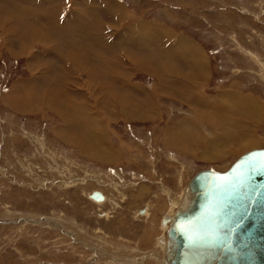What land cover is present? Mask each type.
Wrapping results in <instances>:
<instances>
[{
  "label": "rangeland",
  "instance_id": "obj_1",
  "mask_svg": "<svg viewBox=\"0 0 264 264\" xmlns=\"http://www.w3.org/2000/svg\"><path fill=\"white\" fill-rule=\"evenodd\" d=\"M252 147L264 0H0V264H136L115 250L140 242L156 264L162 230L140 210L160 220L190 178Z\"/></svg>",
  "mask_w": 264,
  "mask_h": 264
},
{
  "label": "water",
  "instance_id": "obj_2",
  "mask_svg": "<svg viewBox=\"0 0 264 264\" xmlns=\"http://www.w3.org/2000/svg\"><path fill=\"white\" fill-rule=\"evenodd\" d=\"M191 185L192 206L170 228L174 264H264V148L225 172H198Z\"/></svg>",
  "mask_w": 264,
  "mask_h": 264
},
{
  "label": "bare ground",
  "instance_id": "obj_3",
  "mask_svg": "<svg viewBox=\"0 0 264 264\" xmlns=\"http://www.w3.org/2000/svg\"><path fill=\"white\" fill-rule=\"evenodd\" d=\"M121 10V9H120ZM113 11V10H112ZM63 14V13H62ZM83 19V18H82ZM54 20V19H53ZM74 22V21H73ZM72 27V26H71ZM77 27V26H76ZM152 27H154V26H152ZM138 28V27H137ZM149 28V26L147 27V26H140L139 27V29L138 30H136V31H143L144 29H148ZM99 30H100V28H99ZM102 30V29H101ZM130 30V29H129ZM133 30H135V29H133L132 28V34H134V36H136L135 35V33L136 32H134ZM145 30V31H146ZM149 30V29H148ZM151 31V30H150ZM101 33V32H100ZM102 33H104V32H102ZM169 33V32H168ZM137 34V33H136ZM102 36V35H101ZM96 37V36H95ZM99 38H100V36H98ZM133 37V36H132ZM136 38V37H135ZM135 38H134V40H135ZM149 38V37H148ZM45 40H47V39H45ZM132 40V39H131ZM133 40V41H134ZM137 40V39H136ZM139 40V39H138ZM152 40V39H151ZM58 41V40H57ZM180 41V40H179ZM190 45H191V43H190ZM151 47H153V46H151ZM181 47H183V46H181ZM185 49V48H184ZM196 49V48H195ZM193 50H194V48H193ZM198 50V49H197ZM187 51H190L191 53L189 54V53H187V54H189L188 56L190 57V56H192L191 57V59L192 58H194V60L196 59V63H195V65H199V63L197 62L198 60H199V58L200 57H198V55H199V53L200 52H197L196 50V52H194V51H192V50H187ZM160 55H162V54H160ZM195 55V56H194ZM197 55V56H196ZM150 56H151V54H150ZM153 56V55H152ZM155 59V58H154ZM158 60V59H157ZM157 60H155V61H157ZM191 61H193V60H191ZM257 61V60H256ZM189 63H191V62H189ZM162 64V63H161ZM160 64V65H161ZM193 64V63H192ZM191 64V65H192ZM148 65V64H147ZM157 65H159V64H157ZM187 65H190V64H187ZM194 65V66H195ZM201 65V64H200ZM197 66H196V68H197ZM189 67V66H188ZM191 67H193V66H191ZM200 67H203V66H200ZM161 69V68H160ZM154 70V69H153ZM164 70V69H163ZM157 71V70H156ZM191 71V70H190ZM153 72V71H152ZM161 73V72H160ZM191 73V72H190ZM193 73V72H192ZM194 73H196V72H194ZM156 74V73H155ZM161 77V76H160ZM193 78V77H192ZM196 78V77H195ZM193 83V82H192ZM196 84V83H195ZM125 89V88H124ZM71 92V91H70ZM73 93V92H72ZM177 94V93H176ZM180 95V94H179ZM181 95H183V94H181ZM186 95H188V94H186ZM191 95V94H190ZM115 97V96H114ZM102 98V97H101ZM69 99V98H68ZM111 99V98H110ZM114 100V99H113ZM66 102V101H65ZM69 102H70V99H69ZM94 102H95V100H94ZM247 103V102H246ZM249 103V102H248ZM252 103V102H251ZM72 104H74V103H72ZM81 105V104H80ZM92 105V104H91ZM206 105V104H205ZM241 105V104H240ZM248 105H251L250 103L248 104ZM243 106V105H242ZM247 106V105H246ZM253 107L255 106V105H252ZM85 107V106H84ZM219 107V106H218ZM87 108H88V106H87ZM103 108H105V107H103ZM245 108V107H244ZM78 109V108H77ZM139 109V108H138ZM216 109V108H215ZM219 109V108H218ZM247 109H248V106H247ZM254 109V111H253V114L252 115H256V111H257V108H253ZM252 109V110H253ZM150 110V109H149ZM251 110V111H252ZM258 111H260V110H258ZM137 114V112H134V110L133 111H127V110H125V116H127V115H133V118H134V115H136ZM121 115H123V114H121ZM257 115H259V114H257ZM228 122V121H227ZM212 123V122H211ZM182 124V123H181ZM214 124V123H213ZM218 124V123H217ZM216 124V125H217ZM218 127V126H217ZM227 128V127H226ZM230 128V127H229ZM223 129H225V128H223ZM228 131V130H227ZM230 132V131H229ZM228 132V133H229ZM236 132H237V128H236ZM239 132V131H238ZM225 134V136H227L226 135V133H224ZM224 134H223V136H224ZM234 134V133H233ZM239 134V133H238ZM245 134H247V133H245ZM236 135V134H235ZM229 136H230V133H229V135H228V138H229ZM234 136V135H233ZM232 136V137H233ZM240 136V135H239ZM236 137V136H235ZM240 138H241V136H240ZM239 138V139H240ZM236 139V138H235ZM244 140V139H243ZM256 140V139H255ZM238 141V140H237ZM98 144H100V142H97ZM247 144V143H246ZM254 144V143H253ZM207 146V145H206ZM213 146V145H212ZM251 146V145H250ZM84 147V146H83ZM106 147V146H105ZM104 148V147H103ZM255 149H262V148H256V147H252V149L251 150H248L247 152H250V151H252V150H255ZM86 150V149H85ZM88 150V149H87ZM236 150V149H235ZM242 150V149H241ZM101 151V150H100ZM230 151V150H229ZM88 152V151H87ZM116 152V151H115ZM228 152V151H227ZM227 152H225L226 154H227ZM230 152H232V151H230ZM236 152V151H235ZM247 152H245V153H247ZM245 153H243V154H245ZM119 154V153H118ZM208 154V153H207ZM215 154V153H214ZM228 154H230V153H228ZM243 154H241L240 156H242ZM212 157H213V153H212V155H211ZM210 156V157H211ZM239 156V157H240ZM96 157V156H95ZM108 157H116V154L114 153L113 154V152L111 151H109V150H107V151H104L103 153H102V156H100V158H102V159H106L107 160V158ZM217 157V156H216ZM238 157V158H239ZM99 158V159H100ZM237 158V159H238ZM112 160V158H109V160ZM236 159V160H237ZM232 166V165H231ZM230 166V167H231ZM206 170V169H205ZM212 170H214V169H212ZM202 171V170H201ZM216 171V170H215ZM200 172V171H199ZM220 172H225V171H220ZM183 173V172H182ZM183 176H184V173H183ZM194 178V176L192 177V178H190V180H189V182H188V184H187V186L185 187V190H184V195H182L180 198H181V200L180 201H182V203H178V201H176L175 200V203H173V209L171 210V211H168V212H166L161 218H160V220H158V216H157V214H155L151 209H150V205H152V201H150L151 202V204L148 206V207H146V208H144L143 210H140V213H139V211H138V213L140 214V215H145V216H148V222H147V225L149 224V223H152V230L151 231H153L154 230V228L155 227H159V229H156L155 230V232H159L160 230H162V233H161V235L160 234H158V236H157V238H156V244L155 243H153V244H155L156 246H157V248H158V250H161V254H158V253H156V251H157V248H155L154 250H155V253H154V255H155V259H157L156 261H157V263L156 264H174V259H175V246H176V238L175 237H173L171 234H170V228H171V226H172V224L177 220V214L178 213H182V212H186V211H188L190 208H191V206H192V203H193V201H194V198H195V193H194V191H193V189H192V185H191V182H192V179ZM178 180V179H177ZM119 181V180H118ZM113 184V183H112ZM137 184H135V186H136ZM115 187V186H114ZM143 188V187H142ZM115 189H117L118 191H119V193L121 194V198L120 199H122V200H124L125 198L124 197H126V194H125V192L124 191H122L121 190V188L118 186V188L116 187ZM144 189V188H143ZM141 190V191H144V190ZM167 190V189H166ZM183 190V189H182ZM181 190V191H182ZM99 194L100 195V197L99 198H95L94 197V194ZM169 194V193H168ZM178 194H179V191H178ZM177 194V195H178ZM165 196V195H164ZM140 197V196H139ZM91 198H94V201H96V203L97 202H101V204L103 203V202H105L106 201V199L108 200V196H107V194L105 193V192H103L102 190H99V191H94V192H92L91 193ZM113 198V197H112ZM124 198V199H123ZM177 198V197H176ZM114 199V198H113ZM172 199V198H171ZM178 199V198H177ZM125 201V200H124ZM137 201V200H136ZM169 201H171V200H169ZM108 202V201H107ZM157 202V201H156ZM155 202V203H156ZM163 202V201H162ZM114 204H120V202L119 201H114L113 202ZM100 204V203H99ZM148 204V203H147ZM178 204V205H177ZM153 205H154V203H153ZM152 205V206H153ZM134 207V206H133ZM160 207V206H159ZM162 207V206H161ZM171 207V206H170ZM163 208V207H162ZM141 209V208H140ZM159 209V208H158ZM160 215V214H159ZM137 218V217H136ZM123 219V218H122ZM125 219V218H124ZM143 219H145L144 218V216H143ZM146 223V222H145ZM126 224H127V222H126ZM144 224V223H143ZM146 226V225H145ZM148 226H150V224L148 225ZM147 226V227H148ZM155 226V227H154ZM81 227V226H80ZM115 229V228H114ZM138 229V228H137ZM145 229V228H144ZM127 230V229H126ZM134 230V229H133ZM138 230H140V228L138 229ZM142 230H143V227H142ZM147 231H149V229H146ZM128 231V230H127ZM129 232V231H128ZM128 232H127V234H128ZM140 232V231H139ZM88 233V232H87ZM144 234V233H143ZM151 234V233H150ZM133 235V234H132ZM145 236H146V234H144ZM144 236V237H145ZM147 236H149L148 234H147ZM138 238V237H137ZM142 238V237H141ZM149 238V237H148ZM135 240H136V238H135ZM138 240H140V239H138ZM150 240V239H149ZM152 240H154V239H152ZM151 240V241H152ZM142 241V240H141ZM105 242V241H104ZM146 242H147V240H146ZM154 242V241H153ZM151 243V242H150ZM140 244H141V242H140ZM140 244L138 245L137 244V246H135V248H131V247H129V248H127V249H124L123 248V250L122 249H120L119 248V246H118V248L115 250L116 252H122V254L124 253V254H127V256H129L130 258L131 257H133V259L134 260H131L133 263H136V264H147L148 263V261H150L151 260V257H150V253H148V255H145V256H142V255H139V254H141L142 253V248H141V246H140ZM143 246V245H142ZM146 246H148L147 244H146ZM125 247V246H124ZM151 247V246H150ZM153 248V247H152ZM145 249V248H144ZM93 250V255L95 256V257H97V256H100V255H103V254H99V252H103V253H105V254H107V257H109V256H111V258L112 259H114L113 257H114V253H116L115 251H104L103 249V251H98L95 247H94V249H92ZM122 250V251H121ZM147 250V249H146ZM145 250V251H146ZM153 250V251H154ZM149 251V250H148ZM153 251H152V253H153ZM133 252V253H132ZM144 253V252H143ZM131 254H134V255H131ZM145 254V253H144ZM143 254V255H144ZM106 256V255H105ZM119 256V258L117 257V261L118 260H120V262H124V261H126V260H129L130 261V259H127V258H124V257H122V255H121V253L118 255ZM116 257V256H115ZM92 258V257H91ZM105 258V257H104ZM103 258V259H104ZM106 259V258H105ZM112 261H114V260H112ZM105 262H107L106 260H105ZM110 262V261H109ZM113 263H116V262H113ZM125 263V262H124ZM128 263V262H127ZM110 264H112V262H110ZM121 264V263H120Z\"/></svg>",
  "mask_w": 264,
  "mask_h": 264
},
{
  "label": "crops",
  "instance_id": "obj_4",
  "mask_svg": "<svg viewBox=\"0 0 264 264\" xmlns=\"http://www.w3.org/2000/svg\"><path fill=\"white\" fill-rule=\"evenodd\" d=\"M185 43V42H184ZM190 44V43H189ZM182 45H184V44H182ZM184 47L187 49V50H192V51H194V52H199L200 50H201V48L200 47H198V46H196L194 43H191V45L188 47V46H185L184 45ZM193 48H194V50H193ZM196 48V49H195ZM198 49V50H197ZM196 50V51H195ZM204 52V51H203ZM204 55H205V53H204ZM195 56V55H194ZM197 56V55H196ZM199 56V55H198ZM200 57V56H199ZM190 59H191V57H190ZM206 59H207V57H206V55L204 56V58H203V64H205V62H206ZM200 60V59H199ZM190 64V63H189ZM194 65H195V63H194ZM94 192V191H93Z\"/></svg>",
  "mask_w": 264,
  "mask_h": 264
}]
</instances>
